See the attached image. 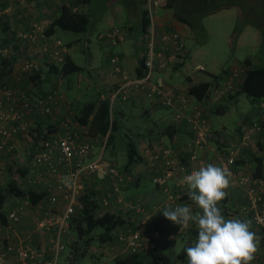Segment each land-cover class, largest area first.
Listing matches in <instances>:
<instances>
[{
  "label": "rangeland",
  "instance_id": "1",
  "mask_svg": "<svg viewBox=\"0 0 264 264\" xmlns=\"http://www.w3.org/2000/svg\"><path fill=\"white\" fill-rule=\"evenodd\" d=\"M71 1L72 0H0V3L2 5H11L12 3L13 5L18 2H37L41 6L42 4L45 5V7H47V12L50 13L49 9L56 11L62 4H68ZM252 1L253 3L248 2V0H243L241 2V7L246 10L244 13L241 7L229 6L223 7L214 13L204 16L201 19L202 29L198 30L184 28L180 31L175 27L176 23L174 24L173 16L166 7H157L154 14L155 17L157 15L162 16L159 20L161 23H158V32H162V29L167 31H177L180 33L183 42L182 49L176 52L170 51V49L166 50L161 43L158 44L157 47L158 51H161L163 54L162 56L167 60L168 66L167 69L164 70L163 76L168 80L172 89L174 91L186 92L187 83L189 82L187 79L188 77L192 78L194 71H198L197 74H195L198 78L202 79L203 77H209V79H212V87L215 86L210 89V95L208 96L212 97V101H204L200 106L202 108V116L205 118L207 124H209L206 143L203 145L204 148L214 147L219 154L227 155L226 152L224 153V151H227L225 150L226 147H232L233 144H235L233 150L238 151V153L234 155V157L236 156L235 161L240 163L241 157L246 156L247 162L254 164L253 155H256L258 152L257 140L259 139V135L256 134L252 136L246 144H242L240 138L242 127L250 125L253 121L252 119L254 117L251 112L252 105L250 100L244 94L239 95L238 98L233 97L238 87L239 75L244 67L241 61H243L244 58L249 57L253 60L254 64H261L264 62L263 37L259 28L262 27V23H264V6L262 1L251 0V2ZM134 5L135 7L140 5V9H147L148 0H90L89 3L80 2L77 6V11L90 13L91 25L88 32L74 33L57 29L55 35H58V37H61L63 40H68L66 44L64 43L67 47L66 55H70L71 59L81 67V70L67 76L55 75L54 79L49 83L51 87L46 91L43 89L31 90L24 85L19 87L9 81L10 76L7 78L3 77V79L0 80V89L3 85H8L18 92H25L32 96L43 94L50 90L59 91L63 97H65V102L61 101L56 109L62 108L63 115L61 119L69 117L72 124V130L76 131L81 126L77 118L80 109L84 104L96 99L99 95L96 87L100 88L102 91V97L111 96L113 90L116 89L114 87L117 85L118 76H115L108 70L112 68L110 58L113 55H117L120 62L124 66L126 65L132 73L134 71L137 57H140L143 52L145 35H140L141 28L139 27L138 20L135 21V24L134 22L129 24L131 25L130 29H133V33L129 31L127 35L124 34V40L118 44H113L111 39L106 36V31L113 26L121 29L125 28L127 24L126 22L129 20V14L127 11L131 10ZM42 11L44 12V10ZM236 32H238V34ZM39 33L43 34L42 30L41 32H38V34ZM38 34L37 41L31 43L32 47H36V49L33 50L31 48L32 52L27 55L23 52L22 55L19 54L23 68L26 69V63L30 59H34L39 69L35 70L37 72L40 71V68L42 67H46L47 69L48 64H50L46 61V58L41 51L43 43L38 40ZM99 35H101V37H99ZM22 47L24 48L25 45ZM12 52L13 50L10 42L0 43V61L4 58H8ZM123 57L126 59L123 60ZM180 63L183 64L180 65ZM199 66H202L204 70H199ZM234 68L237 69V72H235L236 69ZM221 71L222 75L217 80H213V77H210L211 75L217 76ZM224 71H227L228 73L225 76L223 75ZM229 71H231V73H229ZM228 83L230 84V88L225 87ZM215 90H217V92ZM138 94L139 93L132 92L129 99L125 102L119 100L113 101V104L117 105L124 111V114L120 116V122L122 125L121 131L128 134H132L136 129L142 132H148L149 128L154 125L153 120H156L158 124L162 125V128L158 129L157 139H155L156 137L151 138L152 141L143 139L140 143L139 151L141 152L143 159L135 166L137 167L136 173H140L142 182L139 189H133V196L126 197L125 195L127 194L125 193V190L121 193L124 202L130 199L134 201L138 199L145 200V196L140 195V191L148 189V167L145 164L147 158L143 154V148L148 147L152 149L158 146H166V143L162 140V135L167 134V131L164 130V123L170 124L171 113L168 109L162 106L151 108V111L146 113L143 118L141 113L145 106L141 100L139 101L138 98H136ZM132 97L135 99L133 100ZM210 103L212 104L211 108L208 107ZM215 109H219L220 111H223V113H212V110ZM244 115L245 117L243 118L242 116ZM27 117L24 118V122L34 119V117ZM111 118L113 119V115ZM211 124H214L212 126H216L219 129L221 126L226 128L220 133L217 128L215 131L211 130ZM34 127L33 124H26L25 130L22 131L14 141L7 143V146L11 147L10 150H0V161H3L5 157H12L9 158L12 161V166L10 168H8L7 164L0 166V170L3 172L2 179L0 178V187L5 186L6 183H4V181L6 180L5 178H7V181L13 180L17 187L20 188H27L28 186L31 187V185H34L41 189V184H32L31 180L34 179L43 183L44 178L46 177L45 174H47L45 169L34 170L32 173L35 174L34 176L30 175L25 177L21 174V168L25 167L31 160V156H27L26 151L34 150V148L31 147V138L34 136L32 134L26 136L25 132L33 133ZM80 133L82 132L77 133V142L82 141L79 137ZM146 137H148V135H146ZM104 138H100L99 140L101 141V139ZM99 144L97 143V146ZM100 152L101 151L97 149V154H100ZM261 155L264 157V153H261ZM106 156H108L109 159L116 161V166L119 167L126 161L121 147H118L116 153L111 157L109 151L106 150L103 157L106 158ZM4 171H6V173ZM248 172L249 176L253 177L254 172L251 170ZM133 178L135 177L133 176ZM91 181L92 180L90 179H83V189L85 185H91ZM100 183V187L104 191H108L109 183L103 181ZM259 193L263 198L258 202V205L264 202V186L263 191L261 190ZM25 199L26 198L24 197L16 198V196L11 194L8 196L3 206L7 217L12 210L20 206L21 209L19 215L21 217L15 222V225L18 227L24 226L25 230L28 231L27 235L31 236L32 242L33 239H36V241L43 239L42 245H46V249L41 250L40 244L35 246V243L30 244L28 242L30 249L34 252V258L28 259L27 262L33 264L32 262L35 263L38 260H52L56 257L58 264H72V262H74L72 260L75 253L72 247H68L67 242L75 237V232L71 230L70 226L68 225L66 232L60 237V244H63L64 248L60 250L57 255L56 236L54 231L52 229H45L38 226L40 221L46 217V211L52 209V211L57 212L61 209L62 204L59 203L54 206L50 204L51 207L49 208L47 200V203L42 202L40 207L36 204V206L31 204L29 201L26 202ZM108 209L110 211L118 212L123 209V202H115V197H112L111 201H109ZM28 216L31 217L27 219ZM21 222L24 223L19 226L17 223ZM253 224L254 227L258 226L255 220ZM97 230L98 229H96L94 233H96ZM99 243L100 242L94 239L91 244L92 246L89 247L87 255L80 258V263L78 264H93L96 259L99 260L106 258V256H104V250L99 249ZM120 249L123 250L122 247ZM123 253L124 251L122 254ZM105 263L121 264L119 261H106ZM176 264H187V261H178Z\"/></svg>",
  "mask_w": 264,
  "mask_h": 264
},
{
  "label": "built area",
  "instance_id": "2",
  "mask_svg": "<svg viewBox=\"0 0 264 264\" xmlns=\"http://www.w3.org/2000/svg\"><path fill=\"white\" fill-rule=\"evenodd\" d=\"M164 3L165 0H148L147 16L150 23L145 33L144 49L141 53L144 59L145 74L142 77H132L122 67L117 55H113L110 58L112 65L110 71L117 75L120 80L118 88L111 93V102L114 101L118 94L125 100L128 99L132 92L140 93L142 96L152 100L154 105L157 104L168 110H173L176 119L185 121L192 136L189 143L191 150L186 161H183L179 157L180 154H176L168 146H158L152 149L148 147L143 148V154L147 158L145 164L154 171L152 182L161 189L164 195L160 204L151 206V212L169 206L174 208L177 204H188L191 206L189 203H184L181 199V194L173 191L170 186L173 179L175 185H184V177L186 175L194 170H198L202 166H206L204 165V161L199 158L198 151L204 148L203 145L206 143L209 128V124H207L201 113L202 108L200 106L202 103L195 100L194 97L188 95L186 92L174 91L169 85L170 83L162 76L168 64L167 60L162 56V52L158 51V44L161 43L166 50L170 49L173 52L180 51L183 47L179 32L173 30L162 31L160 34L157 32L154 14L155 8ZM73 9L77 10V6ZM106 36L111 39L113 44H118L124 40V29L113 26L106 31ZM27 37L30 43L37 41V35L34 31ZM41 51L50 64L61 65L64 62L67 48L60 39H55L53 46L44 44ZM31 68L38 70L34 59H30L26 63V70ZM199 70L204 69L202 66H199ZM214 87L211 85L210 89ZM225 87L230 88V84L228 83ZM215 91L217 92V90ZM61 101L65 102V97L57 90H50L32 98L25 92H18L8 85H3L0 89V150L9 151L11 147H8L7 143L14 141L25 130V116L32 113L51 115ZM263 105L264 102L261 103V106ZM61 127L63 128V133L56 136H52L47 130H44L47 138H39L38 151L32 156V164L35 166L45 165L50 174L54 176V191L48 198L50 203L58 205L62 202L59 211L55 212L50 209L46 217L39 223L41 227H55L56 255L64 248V245L60 244V237L68 228L70 216L76 208L81 206L78 198L83 189V179L88 178V176L109 181L110 190L107 195L108 197H115V202H123V214L130 212L145 214L144 219L138 227L134 229L128 228L126 231L117 233L115 235L117 242L123 244L131 253H146L155 249L158 245H165L171 239V236L162 233L155 226L146 225L148 210L143 206L142 200L138 199L126 202L122 200L121 193L128 177L116 164L102 157L104 144L101 147L100 154L96 158L89 159V154L94 146L93 142L91 140L84 142L76 141L77 134L76 131L72 130L69 117L62 119ZM259 130L260 127L255 122L242 127L240 132L242 144H246ZM28 134L25 132L26 136ZM234 146L235 144L229 150V154L223 155L219 162L213 163L216 166L227 168L231 172V176H234L231 167L235 163L234 155L237 153V150H233ZM54 148H58L59 150L56 162L53 160ZM2 173V170H0V178ZM258 180V178L252 180L248 176L239 177V182L244 185L248 203L253 209L262 200V196L255 186ZM25 200L26 202L28 201L27 199ZM104 205V209H108L109 202L107 199H105ZM20 209L21 207L19 206L11 211L9 219L12 223L19 220ZM261 213H255L253 219L256 224L264 227V213ZM173 226H178L179 230L182 229L174 223ZM9 253L15 254L19 264H31L27 260L34 258V252L28 247L7 245L0 249V264H4L6 256ZM33 264L58 263L56 257H54L52 260H38Z\"/></svg>",
  "mask_w": 264,
  "mask_h": 264
},
{
  "label": "trees",
  "instance_id": "3",
  "mask_svg": "<svg viewBox=\"0 0 264 264\" xmlns=\"http://www.w3.org/2000/svg\"><path fill=\"white\" fill-rule=\"evenodd\" d=\"M242 1L243 0H226V1L225 0H166V6L173 9V16L175 19L186 24L191 30H198V29H202L201 19L204 16L214 13L223 7H229V6L241 7ZM258 1L259 2L262 1L264 6V0H258ZM80 2L89 3L90 0H72L68 4H62L57 9V15L53 16L51 22L43 30V32H45L46 35L53 34L56 29H60L62 31H70L74 33L88 32L91 25L90 13L79 12L73 9L74 7L78 6ZM248 2L253 3V1L251 2V0H248ZM139 7L140 5L137 7H135L134 5V7H132L131 10L129 11L133 12L134 14L138 12L139 27L141 28L140 35H143L147 31L150 21H149V17L147 16V9H140ZM241 9L243 13L246 12L245 8L243 9L241 7ZM262 24H263L262 27L259 28L260 31L262 32L263 45H264V23ZM236 33L238 34V32ZM11 44L13 47L12 54L8 58H4L0 61L1 62L0 75L3 76L6 73L12 71L13 62L17 59V56L20 53H22V51L19 49L17 42L13 40L11 41ZM244 63L246 64L247 67L243 65L244 67L242 68L241 74L239 75L240 77H239L238 87L233 97L238 98L239 95L244 94L250 100L252 105L251 112L254 117L251 123L255 122L260 127V130L256 133L259 135V139L257 140L258 152L256 153V155L255 154L253 155L254 156L253 160L255 165V169L253 171L254 172L253 177L249 176V174L242 175V176H248L250 179L253 180L254 178L264 177V157L261 155V153L262 154L264 153V105L261 106V103L264 102V62L261 64H254L251 58L246 57ZM182 64L183 63H180V65ZM47 70L49 73H52L54 75L67 76L71 73L80 71L81 67L77 65V63H75L69 55H65L64 62L61 65L48 64ZM27 71H29L28 79H31L34 82L37 79H39V75L37 71H35L33 68L28 69ZM226 72L227 71H224L223 74H226ZM221 73L222 72L217 74V76L211 75L210 77H213V80H217L218 78L216 79V77H220ZM144 74H145L144 59L140 55V57H137L135 76L133 77H142ZM163 75L164 73L162 74V76ZM211 85H212V79L203 80L194 85H189L187 87L186 93L194 97L195 100H197L198 102L203 103L205 98L210 95ZM114 88L117 89L118 85H115ZM115 90H113V92ZM40 95L42 94L36 96L34 95L33 96L28 95V96L34 98ZM132 98L134 99V97ZM114 100L125 102L127 99L125 100L122 99L121 95L118 94ZM151 102L153 103L152 100ZM214 112L218 114L223 113V111H220L219 109H215ZM146 113H148L147 107H145L143 109V112L141 113L143 115V118ZM33 114L34 113L29 114V116ZM122 114H124V111L120 109V107H118L117 105L113 104V101L111 102L110 96L102 97L101 95L100 98L84 104L83 107L80 109V113L78 114L77 118L80 125L90 127L89 132L92 134L91 142H93L94 146L89 154V159L95 158L92 157L94 156L93 152L95 151V149H99V151H101V147L103 146V144L104 147H103L102 157L106 150L109 151L111 157L114 153H116L118 147L122 148L126 161L120 167L118 166V168L122 170L123 173L126 174V177H128L127 181L125 182L127 185L129 183V179H130L129 174H131L132 168L143 159L141 152L139 151L140 143L143 141V139H148V141H150L152 136L154 137L155 135H158L157 134L158 129L162 128V125L158 124L156 120H153L154 125L153 127L151 126L149 128L148 132L145 131L142 132L136 129V131H133L132 134H128L124 131H121L122 125L120 122V116ZM112 115H113V119L111 118ZM164 124H165L164 130L167 131V135L173 137L174 133L177 130L176 129L177 127L175 128L174 124L171 123L170 124L164 123ZM44 132H45L44 128L42 127V125L39 124L36 127H34L33 133L30 132L27 133L32 134L35 137L36 143L38 145L39 138L47 136ZM34 133L36 134L34 135ZM146 135H148V137H146ZM100 138H104V139H101L100 141L99 140ZM97 143L100 144L97 146ZM104 159L116 164V161L109 159L108 156H106V158ZM238 163L239 162L235 161L234 166ZM21 174L24 175V172L22 170H21ZM86 179L92 180L90 183L91 185L89 186L85 185L84 189L82 190L78 198L81 206L76 208V210L68 220V225L70 226L71 230L75 232L74 235L75 238L67 242L68 247H72L75 253L72 260L74 262H72V264L80 263V258H83L87 255L89 251V247L94 239L97 240L98 242H105L112 240V236L115 229L123 225L126 222V220L129 219L127 217L129 213L123 214L122 209L118 211L119 214L118 213L116 214V212H112L109 209H104L105 199H107V201L109 202L111 201L112 198V197H108L107 195L108 191L110 190L109 189L110 184H108V191H104L100 187L101 186L100 182L102 181L109 183L107 179H99L94 176H88V178ZM239 186L241 187V189L244 190L243 184L240 183ZM11 194H13L18 198L24 197L31 204L35 205L41 199L46 197L48 193L46 189H42V188L39 189L34 185H31V187L28 186L27 188L26 187L20 188L17 187L16 183L13 180H9L8 182H6L5 186L0 187V222L3 224L7 223V219H6L7 216L3 204L5 203L7 197ZM255 210L256 208L253 209L250 207L248 201L245 207L241 209L242 214L244 215V219L250 220L251 224L254 223L253 216L255 214ZM259 227H260L259 232L264 234V227L260 225ZM96 229L98 230L96 233H94ZM262 238H264V235L262 236ZM261 241L263 242L264 245V239H261ZM184 248L182 249V251L177 253V259L179 260L182 259L183 261H187L188 264V260L184 252ZM131 254H134L135 255L134 257L138 258L137 259L138 262L141 260L142 263H144V261L146 260L145 252L131 253ZM156 258L160 260L159 255ZM150 260L151 259L147 260V264H152V261L150 262Z\"/></svg>",
  "mask_w": 264,
  "mask_h": 264
},
{
  "label": "crops",
  "instance_id": "4",
  "mask_svg": "<svg viewBox=\"0 0 264 264\" xmlns=\"http://www.w3.org/2000/svg\"><path fill=\"white\" fill-rule=\"evenodd\" d=\"M158 7H162V8L166 7L167 10L173 16V9L166 6V0H165V3L163 5L158 6ZM50 8H52V7H50ZM42 10H44V12ZM49 11H50V13L47 12V7H45V5L42 4V6H41L37 2H33V3H31V2L30 3H19L18 2V3L13 4V5H2L0 3V43H3V42L9 43L10 42V45L12 46L11 41L14 40L15 42L18 43L19 49L24 54H26V55L28 53L30 54L32 52L31 48L34 50V49H36V47H32L27 36L33 31H34V33H36V35L38 34V32H41V30L43 32V30L51 22L53 16L57 15V10L52 11L49 9ZM127 12L129 14V20H128L129 22L128 21L126 22L127 24L124 28V34L125 35H127L129 33V31H131V33H133V29L132 30L130 29L131 25H129V24H131V22L132 23L134 22V24H135V21H137V20L139 21L138 12H136L135 14L131 11H127ZM49 14H50V16H49ZM160 18H162V16H158V15L155 18L157 32H158V23H161L159 21ZM172 18L174 19V24L176 23L175 27H177L180 31H182L181 29L189 28L186 24L175 19L174 16ZM162 31H167V30L162 29ZM56 33H57V29L51 35H46L45 32H43V34L39 33L38 34V40L40 42H42L43 45L45 43H48L51 46H53L55 44V39H60L65 44H66V42H68V40H63L61 37H58V35L56 36L55 35ZM145 33H144V35H145ZM160 33L161 32H158V34H160ZM24 45H25V47L23 48L22 46H24ZM12 49H13V47H12ZM20 54L22 55V53H20ZM20 58L21 57H19V55H18L17 59L13 62L12 71L6 73L4 76L0 75V80H2L3 77L7 78L10 76L9 81L13 82L15 85H17L19 87L24 85V86H26V88L31 89V90H40V89H43L45 91L48 90L51 87V85L49 83L51 80L54 79L55 75L52 73H49L48 70L46 69V67H42V68H40V71L37 72L39 75V79H37L34 82L31 79H28L29 71H27L26 69L23 68V65H21ZM125 59L126 58L123 57V60H125ZM245 59L246 58H244L243 61H241V63L243 65H245V67H247L246 64L244 63ZM238 62H240V61H238ZM136 65H137V60L135 61L134 71L132 73L126 67V65L124 66L122 64V67L129 73L130 76L133 77V76H135ZM234 69H236V68H234ZM108 70L110 71L111 68ZM197 72L198 71L193 72L192 78L188 77L187 80H189V82L187 83L188 84L187 87L189 85H194V84H196L200 81H203V80H210L209 77H206V78L203 77L202 79L198 78L195 75V74H197ZM235 72H237V69L235 70ZM229 73H231V71H229ZM226 74H228V73L226 72ZM226 74H223V75L225 76ZM221 75H222V73H221ZM217 78H219V77H216V79ZM119 82H120V80L118 77L117 85ZM96 90L99 92V95L96 98V99H98L101 97L102 91L98 87H96ZM136 98H138L139 101L141 100L143 105L148 108V112L151 111V108L159 106L157 104L154 105L150 99H147L146 97L142 96L140 93L137 95ZM211 99H212V97L207 96L205 98V101L211 102L212 101ZM91 101H93V100H91ZM208 107L211 108L212 104L210 103L208 105ZM169 112L171 113L170 123L174 124V127L175 128L177 127L176 128L177 130L174 133L173 137H170L167 134H166L167 136L163 134L162 140H164V142L166 143V146L172 148L176 154H180L179 157L183 161H186L189 154H190V150H191V148L189 147V143L192 139V136L190 137L191 133L188 130L187 124L185 123L184 120L176 119L174 116L173 110L172 111L169 110ZM212 113H215L214 110H212ZM62 115H63L62 108L56 109L53 112V114L47 115V116L41 115L39 113H34L33 115H30V116L28 115L29 117H34V119L28 120L29 123H28V121H26L25 123L29 124V125L33 124L35 127L40 124V125H42L43 128H45L44 130H47V132L50 133L52 136H56L57 134H60L63 132V129L61 128V121H62L61 117H62ZM242 117L244 118L245 115ZM212 125H214V124L210 125L211 130L215 131L216 128L219 129L218 127L212 126ZM89 128H90L89 126L81 125L80 128H78L76 130L77 133L82 132L79 135V137L81 138L82 141H79V142H84V141H88V140L92 139V134L89 132L90 131ZM224 128H226V127L221 126L219 129V132L221 133ZM235 128H237V127H235ZM49 130H51L52 132ZM154 137H156L155 139H157L158 135H155ZM154 137L152 136L151 138H154ZM48 138H49V136H48ZM77 138H78V136H77ZM77 138H76V140H77ZM151 141H152V139H151ZM31 142H32L31 147L34 148V150L33 151H31V150L26 151L27 156H31V160L29 163L26 164L25 167H22L21 170L24 172V176L27 177L30 175L34 176L35 174H32L34 170L45 169L47 174H45L46 177L44 178L43 183H40V181H38V180L36 181L34 179H32L31 181H32V184H41V188L46 189L47 193H48L47 196L44 197L43 199H41L36 205L41 207V203L42 202L47 203V200H48L49 208H50L52 204L50 203L48 198L52 194V192L54 191V176H52L50 174V172L48 171V169L45 165L35 166L34 164H32V156L35 152L38 151L39 147L36 143L35 137L31 138ZM231 149H232L231 146L226 147L225 150H227V151H224V153L226 152L227 154H229V150H231ZM93 153H94V156H92V157H97L99 155V154L96 155L97 149H95V151ZM237 153H238V151H237ZM28 154H30V155H28ZM58 155H59L58 148H54V150H53L54 162H56ZM198 155H199V158L204 161V163H205L204 165H207L209 163L213 164L215 162H219L222 159V156L225 154H219L214 147H208V148L201 149L199 151ZM8 157H9V155H8ZM9 158H12V157H9ZM9 158L5 157L3 159V161H0V166L3 164H7L8 168H10L12 166V164H11L12 161ZM136 168H137L136 166H134L132 168V172H131V174H129L130 175L129 183L122 190V192L125 190V193L127 194V195H125L126 197L133 196V192H134L133 189H139L140 184L142 182V178L140 177V173L139 174L136 173ZM254 169H255V165L252 163H248L246 160V156L241 157V162L236 164L235 166L233 165L231 167V170H232V173L234 176H231V178H230V186L226 189V192H227L226 198L224 200L220 201L218 204V206L222 210V214L225 216L226 219L238 218L242 221L245 220L241 209H243L245 207L248 199H247L245 191L243 189H241V187L239 186V184H240L239 183V177L242 176L243 174H248L249 170L254 171ZM4 172L6 173V171H4ZM29 173H31V174H29ZM153 175H154V171L152 169L148 168V189L140 191V193H141L140 195L145 196V200L141 199L142 204L145 207V209L148 210V220L146 222V225L155 226V227L159 228L162 231V233H164L166 235H170L171 239L165 245H158L155 249L151 250L150 252H146L145 253L146 260L144 261V263H142L141 260L138 262V260H137L138 258L134 257L135 256L134 254H131L130 251H128L123 246V244L117 242L115 239V235L117 233L126 231L128 228L134 229V228L138 227L140 225L141 221L145 217L144 213L130 212L127 216L129 219L126 220V222L123 225H121L115 229L113 236H112V240L99 243V249L104 250V253H105L104 256H106V258H102L99 260L96 259V261H94L93 264H106L105 263L106 261H108V262L119 261V263L121 262V264H145V263L147 264L148 259H151L150 262L152 261V264H160V263L161 264H176V262H178V261H183L182 259H180V260L177 259V253L182 251V249L184 247L193 246L195 244L196 238L198 236V228L195 224H192L187 229L182 228L181 230H179L178 226L177 227L173 226V223L171 221L164 218V216L161 212L163 210V208H160L154 212H151V210H150L151 206L155 205V204H160L164 198V195H163V192L161 191V189L152 182V176ZM133 176L135 178H133ZM4 178H5V176H4ZM5 179L6 180L4 181V183L8 182L7 181L8 179L7 178H5ZM258 179H259L258 183L255 186H256L258 191H261V190L263 191L264 180H263V178H258ZM0 185H1V183H0ZM170 187H171V189L173 188V191L181 194V199L183 200L184 203L186 202V203L191 204V206L193 207V212L199 211V209L196 207L195 203L192 200H190V198L188 196V188H187L186 183L184 185L177 186V185H175V182L173 179L172 185ZM137 192H135V193H137ZM16 198H18V197H16ZM126 201H132V199L126 200ZM60 204H62V202ZM261 206H263V207H261ZM47 212L48 211L45 212V215H47ZM112 212H114V211H112ZM261 212L264 213V202L257 205V207H256L255 213L257 214V213H261ZM117 213L118 212H116V214ZM30 217L31 216H28L27 219H29ZM6 219H7L6 224H3L0 222V249L3 246H7V245H14V246H18V245L20 246L21 245V246L30 248L28 245V242L30 244L35 243V246H38L40 244L41 250L46 249V245H42L43 239L40 241H36V239H33V242H32L31 236L27 235L28 231L25 230L24 226H20L24 222L17 223L20 226V227H18L17 225H15V223H12L10 221L9 216ZM253 225L254 224H251V230L256 232L259 236L262 237L264 234L259 232V228H260L259 225L256 227H254ZM38 226H39V224H38ZM41 228L52 229L53 231L55 230L54 226H50L47 228L45 226H42ZM54 233H55V231H54ZM55 236H56V234H55ZM261 242H260V246H259V251L256 254V259L254 261H252L251 264H264V245H263V242L262 243ZM90 246H92V245H90ZM119 247L120 248L122 247L123 250H121ZM123 251H124V253L122 254ZM158 255L160 256V260L156 258ZM186 258H188V257L186 256ZM32 263H34V262H32ZM4 264H19V263L16 259L15 254L9 253L6 256V260H5Z\"/></svg>",
  "mask_w": 264,
  "mask_h": 264
},
{
  "label": "clouds",
  "instance_id": "5",
  "mask_svg": "<svg viewBox=\"0 0 264 264\" xmlns=\"http://www.w3.org/2000/svg\"><path fill=\"white\" fill-rule=\"evenodd\" d=\"M231 172L209 163L184 177L188 196L199 211L188 204L169 206L161 212L167 220L187 229L198 228L193 246L184 248L188 264H251L262 238L251 230L250 220L226 219L219 202L226 198Z\"/></svg>",
  "mask_w": 264,
  "mask_h": 264
}]
</instances>
